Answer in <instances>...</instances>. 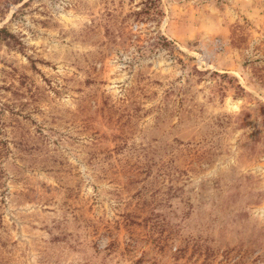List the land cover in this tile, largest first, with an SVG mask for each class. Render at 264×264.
<instances>
[{
  "label": "rangeland",
  "instance_id": "rangeland-1",
  "mask_svg": "<svg viewBox=\"0 0 264 264\" xmlns=\"http://www.w3.org/2000/svg\"><path fill=\"white\" fill-rule=\"evenodd\" d=\"M0 264H264V0H0Z\"/></svg>",
  "mask_w": 264,
  "mask_h": 264
}]
</instances>
